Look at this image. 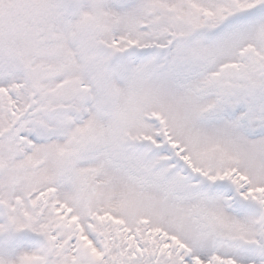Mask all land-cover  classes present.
<instances>
[{
	"label": "snow or ice",
	"instance_id": "1",
	"mask_svg": "<svg viewBox=\"0 0 264 264\" xmlns=\"http://www.w3.org/2000/svg\"><path fill=\"white\" fill-rule=\"evenodd\" d=\"M0 264H264V0H0Z\"/></svg>",
	"mask_w": 264,
	"mask_h": 264
}]
</instances>
